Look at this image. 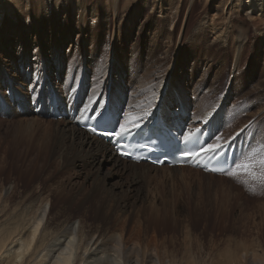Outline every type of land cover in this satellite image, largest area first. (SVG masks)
<instances>
[{"label": "rangeland", "instance_id": "obj_1", "mask_svg": "<svg viewBox=\"0 0 264 264\" xmlns=\"http://www.w3.org/2000/svg\"><path fill=\"white\" fill-rule=\"evenodd\" d=\"M27 1L26 5V1L20 0L11 15L0 20V195L16 192L36 200L37 205L42 204L46 209L49 222L57 217L60 225L66 220L82 221L85 244L95 243L99 238L104 243L120 238L127 247L140 250L139 258L129 256L132 253L129 252L114 264H150L156 258L152 253L160 255V263L168 260L170 264H227L228 261L248 264L249 260L263 258L264 179L259 167L255 177L243 174L235 178L227 174L224 175L227 177H211L187 167L194 172H174L172 178L151 176L146 182L134 179L130 169L117 173L118 169L108 164L98 167L95 158L76 140L58 132L57 127L63 121H52L46 113L36 116L33 104L49 101L53 92L62 94L63 103L67 102L80 95L85 85L82 106L97 98L100 107L109 97L122 107V123L125 117L143 116L146 111L150 114L143 117L142 123L151 121L158 109L165 108L169 120L185 115L186 125L193 129L211 122L215 136L221 138L219 142L224 146L237 145L240 158L264 145V46L254 50L245 41V61L237 71L238 50L233 47L232 39L245 36L258 41L257 34L264 35V30L254 25L260 22L264 27V9L247 15L233 11L239 0H226L225 8H220L224 0H176L175 4L163 0L167 19L176 6L175 37L169 62L155 72L153 59L147 60L146 55L127 45L135 44L138 39L143 53L161 46L157 55L162 57L164 51L170 50L166 45L168 40L163 39L167 32L156 24L162 23L163 15L151 14L146 0H135L134 5L143 7V13L135 18L141 24L147 19V28L137 25V34L133 35L126 31L124 36L130 37V41H117L116 46L115 11L111 12L112 18L106 26L100 23L92 33L90 24L83 31L76 27L75 12L73 8L66 9L67 0L65 4L59 1L54 12L47 0ZM109 1L104 0L107 4ZM203 20L209 24L205 28L207 39L191 43L190 36L198 32ZM230 23L233 27L229 28L227 42L220 45L214 28ZM187 29L183 45L187 58L190 49L201 58L209 48L213 54L224 51L228 55L227 70L218 82L215 68L206 77L199 59L186 65L177 56ZM76 47L81 48L80 53ZM4 50L6 53H2ZM136 53L140 56L139 65L125 64V59L132 61ZM109 66L114 69L109 71ZM74 67L77 70L67 83ZM122 68L128 71L119 73ZM149 70L154 72L153 76L148 75ZM250 70L256 72L252 84L247 75ZM134 71L137 76L131 77ZM163 84L167 89L163 104L155 105ZM145 85H149L150 94L143 100L140 89ZM151 100L154 104H149ZM134 101L142 102L135 108ZM19 107L24 113H19ZM6 220L0 216V226ZM76 227L79 229V223ZM72 239L60 245L61 250L70 247Z\"/></svg>", "mask_w": 264, "mask_h": 264}, {"label": "bare ground", "instance_id": "obj_2", "mask_svg": "<svg viewBox=\"0 0 264 264\" xmlns=\"http://www.w3.org/2000/svg\"><path fill=\"white\" fill-rule=\"evenodd\" d=\"M24 1H26V5H27L28 1L27 0H24ZM54 1L55 0H47V4H48V6H50L49 9L52 8L53 12H54V10L57 11V9H58L57 3L59 1H64V4L67 3L66 0H56L55 3H54ZM67 1H69V2L66 5L67 6L66 9L68 11H69V9H72V8L74 9L75 16H76V17H74V24L76 25V27H78V29L81 28L82 31L89 24L92 26V28H91L92 33L96 31L97 26L100 23H103L106 26L108 24V19L110 17L112 18L111 12L115 11V13L113 12L115 14V16L113 17V23L115 25L114 35L116 37L115 46L117 45L116 44L117 41L118 42L126 41V40L130 41V39H129L130 37L126 38L124 36L126 31L131 32V35H133L134 33H136V27L135 26L138 25L139 28H141V29L147 28V23H148L147 19L144 22L142 21V24H141V23H139V22H141V20L135 18V16L138 15L139 13H143V7H138L137 5H134V3L136 2L135 0H110L109 4L105 3L104 0H101V1L95 0L96 3L94 0H67ZM172 1H175L174 2V4H175V3H177L178 0L177 1L172 0ZM18 2H20V0H0V20L2 19L3 16H5V17L8 15L10 16L11 13L14 11V7H16ZM106 2H107V0H106ZM145 2L146 3L148 2L147 4H148V7H150V13L151 14L158 13L160 15H163V18L162 19L160 18L162 23H156V24H157V26L159 25L158 28L167 32V35L163 36V39L168 40L169 43L166 42V45L170 48V50L164 51V57H162L161 54L159 56L157 55V52L161 51V46H158L157 48L152 47L151 51H149V52L144 51V53H143L142 48L140 46L141 43L140 44L138 43L139 42L138 39H137L135 44H127V45L130 47H133V49L136 52L139 50L137 53L146 55L147 60L153 59L152 61L156 62V65L158 66L157 67L155 65L156 68L154 71L156 72V71H161L163 69V67L169 62V59L171 57V50L173 47L172 45H174V37H175V29L173 27L176 26V14H175L176 10L174 11L176 6H174L172 11L169 12V14H171L170 19H167L168 13L165 12L166 9H163V4H162L163 0H146ZM226 2L227 1L224 0L223 6L220 8H225ZM228 4H229V1H228ZM261 4H262V6H261ZM263 6H264V0H239L238 4H236L233 7L234 8L233 11L236 10L238 12V14L243 13V14L249 15V13H254V12L259 13L260 8L264 9ZM228 7H230V5ZM216 11H217V9H216ZM223 11H224V9H223ZM234 15H237V13H234ZM69 16L72 19L73 15L70 12H69ZM79 16H83V19L81 20ZM86 16L89 20L86 18ZM157 21L159 22L158 19H157ZM24 22H25V20H24ZM21 23H23V21H21ZM69 25H71V24H69ZM206 25H209V24H207V22H205L204 20L199 23L198 32H196L190 36L191 43L196 44V42H198V41H203V40L207 39L208 32L205 29ZM254 26L256 28L258 27L259 29L264 30V27H262L260 25V22L255 24ZM232 27H233V24L230 23L227 25L225 24L224 27L214 28L215 30H217V34H216L217 36L215 39L219 40L220 45L222 43L225 44L227 42V37H228L227 35L229 34L228 31L230 30L229 28H232ZM66 28H68V27H66ZM188 32H189V30L187 29L182 36V41L180 42V47H179V51L177 53V56L179 58H183L186 65L191 64L192 61L199 59L198 63L200 66H202V72L204 73V76H206V77L208 74H211L212 70L215 68V70H218V72H217L218 74L216 75L217 76L216 81L218 82L221 75L223 73H225V71L227 70L228 64H227L226 59H227L228 55L223 54L224 51H222L221 54H213L212 49L209 48V50L201 58V57L194 56L193 55L194 51L190 49V58H187L185 56L186 48L183 47V45H184V41L186 39ZM259 32H260V30H259ZM261 33L262 32L257 34L258 41H256V42H253L250 38L246 39L245 36L239 37L240 40L239 39H237V40L232 39L233 47H236L238 50L237 63H236L237 71L238 70L240 71V66L245 61V58H244V50L246 49L245 41H247L251 46H253L254 50H257V49L264 46V43H263L264 35H262ZM50 40H49V42H50ZM13 41H14V43L15 42L17 43V40H13ZM216 44H218V42ZM222 47H225V46L223 45ZM248 49H249V47H248ZM76 50H77V53L81 52L80 47H76ZM249 50H251V49H249ZM2 53H6V51L4 50ZM137 53L135 54L134 59L132 61H130L126 58L125 64L127 62H131V64L139 65L138 63L140 62V56ZM257 57H258V59H260V54H258ZM177 60L179 62L178 58H177ZM141 65H144V63H142ZM111 69L113 70L114 67L109 66L108 70L110 71ZM116 69H117V67H116ZM76 70H77V68L74 67L70 71V74H69L68 79H67V83L71 81V79L74 75L73 72L74 71L76 72ZM120 71L121 72H119V73H123V72L126 73L128 70L126 68H122V69H120ZM153 74H154L153 71H150V70L148 71L149 76H153ZM247 75L249 77L250 83L251 84L254 83L255 78H256V72L253 70H250L247 73ZM136 76H137V74L134 71V73L131 75V77H136ZM45 79H47V78H45ZM48 81H50V76L48 77ZM78 81H80V80H78ZM86 82H84V84H86ZM82 84H83V82H82ZM50 86H49V88H50ZM162 86H164V84ZM213 86H214V84H210V87H213ZM140 90H141V95H143V97H144L143 100L148 99V95L150 94L149 93V85H145L144 88L141 87ZM85 92H86V90H85V85H84V86H82V89L80 90V96L82 97V99L84 98ZM165 92H167V89L164 86L162 91L159 93L160 96L157 97V100H159V99L160 100H159V102H155V105H156V103L159 104L161 102L163 104V100H164L163 94ZM53 95L58 100H61L63 102V100H62L63 97L61 96L62 94L60 95L58 93L53 92L51 94L52 98H53ZM96 100H97V98H94L92 101L89 100L90 101L89 103H91V104H89V103L86 105L84 104L85 105L84 112L89 111L91 106L95 105ZM51 101L52 100H49V102H51ZM104 102H105V100L103 101V103L101 104V106L99 108L103 107ZM141 102H135L134 101L135 108H137L139 105H141L140 104ZM149 104H154V101L151 100L149 102ZM77 119H80V118L78 117ZM152 119H154L158 122L169 121V114L166 112V108L164 111H160V109H158L156 116ZM38 122H39V120H38ZM38 122H37V124H38ZM49 124H50V126H51V124L53 125L52 122ZM49 124H48V126H49ZM54 124H58V122H56V123L54 122ZM62 124L63 125H61V127H57V128H59L58 129L59 131L58 130L57 131L62 136H71L74 140H76V142H78L79 146L84 151L88 152V154H91L95 158V160L97 162L96 165L98 167H101L103 164H108V165L112 166L114 169H118L117 173L127 172L130 169L134 179L138 178L139 180H144L145 182L148 181L149 178H151V176L158 177L159 175H162V176L167 177V178H172V175L174 172L191 171L187 167H179V168L153 167V166L146 164V163L136 164L133 162L124 161L115 155V153H114V151L110 145L106 144L105 142H103L100 139L92 137L87 132L82 131L81 129H79V127L77 126V124L74 121L63 120ZM208 125L211 126V122H209L207 124V126ZM41 126H43V125L41 124ZM48 126L46 125V127H48ZM48 128H50V127H48ZM52 128H53V126H52ZM197 128H195V129H197ZM211 129H212V126H211ZM212 130L215 132L214 129H212ZM54 131H55V129H54ZM191 172H194V171H191ZM202 172H203V174L205 173L204 175L211 176V177H222V176H224V175L209 174V173H206L204 171H202ZM160 173H162V174H160ZM137 197H139V196H137ZM42 206H43L42 204L37 205L36 200L30 199L28 196H25V195H19L16 192L11 193L10 195L6 194V196H4V197H3V194L0 195V216H5L7 218L4 225L0 226V264H38L37 261H40L41 264H106L107 262L109 264H114L116 261L120 260L123 256H125L129 252H132L129 256H137L138 258L140 257V255H141L140 250L135 249L134 247H133L134 249L127 247L125 245V243L120 238H113L112 240H110V243H104L99 238L97 241H95V243L85 244L84 239L86 238V233H85V229H84L85 226H84V223L82 221L74 223L72 221L66 220V221L62 222L60 225V223L57 222L58 221V217H57L56 219L53 218L52 222H49V221H47L46 209L43 208ZM56 222H57V225H56V228H54L53 225ZM78 223H79V229L76 227V225H78ZM70 239H72L71 243H70V247H65L61 250L60 245L66 243ZM58 243H59V245H58ZM76 245H78V247H76ZM78 250L80 253H78ZM110 251H113L115 254L110 255L109 254ZM152 254H155L156 258L153 259L150 264H170V261H168V260H161L162 263H160V260H159L160 255H157L156 253H152ZM242 261H244V260H242ZM249 261L250 262L248 264H264V257L263 258H254L252 261L251 260H249ZM228 263H229V261H228ZM232 263L233 262H231V264ZM236 264H247V263L237 262Z\"/></svg>", "mask_w": 264, "mask_h": 264}, {"label": "snow or ice", "instance_id": "obj_3", "mask_svg": "<svg viewBox=\"0 0 264 264\" xmlns=\"http://www.w3.org/2000/svg\"><path fill=\"white\" fill-rule=\"evenodd\" d=\"M149 114L150 113L146 111L143 113V116L125 117L124 122L119 124V131L112 129L106 131L105 134L117 139L130 137L136 130L140 129L143 117ZM205 123H207V121H205ZM92 130L95 131L96 129L93 128ZM205 131L207 130L201 131L197 128L195 130L196 134L184 137L185 143L191 146L188 150H185L186 158L203 156V160L206 163L207 161L219 159L224 153L225 146L219 142L221 139L219 135L214 137V142L213 137H209V141H206L204 144L200 143V137L204 135ZM224 162L228 163L226 158ZM231 164L232 167H230L225 174L233 178L240 174L255 177L256 169L259 167L262 172L261 179H264V145H261L260 149L243 154L240 158L233 160ZM213 170L216 169L214 168Z\"/></svg>", "mask_w": 264, "mask_h": 264}]
</instances>
